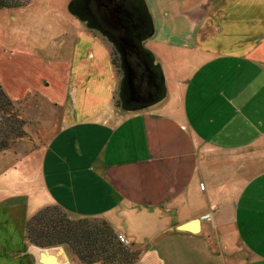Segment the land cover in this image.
<instances>
[{
	"label": "crops",
	"instance_id": "0c3cea01",
	"mask_svg": "<svg viewBox=\"0 0 264 264\" xmlns=\"http://www.w3.org/2000/svg\"><path fill=\"white\" fill-rule=\"evenodd\" d=\"M143 1L163 91L142 109L123 106L111 43L73 11L49 55L0 41V85L27 121L0 156H34L25 210L105 221L139 250L134 264H264V17H251L264 0ZM12 207L0 264H41L24 221L12 250Z\"/></svg>",
	"mask_w": 264,
	"mask_h": 264
},
{
	"label": "rangeland",
	"instance_id": "374dc122",
	"mask_svg": "<svg viewBox=\"0 0 264 264\" xmlns=\"http://www.w3.org/2000/svg\"><path fill=\"white\" fill-rule=\"evenodd\" d=\"M17 1L24 5L0 11V41L4 43L12 42L14 44H19L20 46L25 43L33 48V50L47 52L48 55L53 53V50H57L60 47L59 39L66 38V36H60L62 35L60 30L63 28L67 17L72 15L71 9L73 7L71 5L75 0H32L30 2L31 5L26 4V0ZM262 2L259 3V10L252 9L253 13H251V17H254L255 15L260 18L264 17V3L261 4ZM72 19H74L75 22L77 18L72 15ZM78 19L81 20L80 17H78ZM152 44V42H146L148 48L153 47L154 44ZM205 60L208 62V58L203 61ZM248 79L247 76V80ZM217 85L219 84L217 83ZM227 85H236V82L230 84L228 81ZM209 93L210 95L212 94V92ZM214 94H216V91H214ZM13 106V112H17L20 115L21 111L18 109V106L14 104ZM21 119L27 123L26 120L23 118ZM24 138H27L26 130L21 138L11 143V147L15 146V149H17ZM33 159L34 156L32 154H24L19 158L15 156V153L12 156H4L2 153L0 156V208L5 204L13 206L11 208V216L13 217H10V220L12 221L9 230L11 231L12 236H15L14 245L16 248L12 249L14 251L20 250L18 242L21 241L22 236V232L20 231L22 226L21 223L24 221L27 224V222L42 210L35 209L36 206H34L33 197L28 198L29 206L34 204L32 209L25 210L28 207L25 205L26 202H24V199H27L25 194L29 193L32 189H35V187L30 185V182L28 181H30L31 178L25 177L26 171L23 169L32 166L34 164ZM20 203V209L23 210L21 211V214L22 212L24 214L22 216L19 214L17 215V206L20 205ZM25 211L27 216L25 215ZM121 224L129 227L130 219H128L126 223L122 222ZM7 225H9V223ZM122 245L131 250L135 248H133L130 243ZM61 246L65 247L64 245ZM135 251L139 252L136 248ZM7 254L10 253L0 249L1 260H5L9 263V261L12 260L6 257Z\"/></svg>",
	"mask_w": 264,
	"mask_h": 264
},
{
	"label": "trees",
	"instance_id": "16d2710c",
	"mask_svg": "<svg viewBox=\"0 0 264 264\" xmlns=\"http://www.w3.org/2000/svg\"><path fill=\"white\" fill-rule=\"evenodd\" d=\"M31 1L26 0V4ZM22 5L24 4L17 0H0V10ZM152 33L153 28L148 35ZM114 55H117L115 64L120 68V57L116 51ZM13 104L0 85V153L25 134L27 123L17 112H13ZM26 238L31 244L41 248L64 245L83 264H134L140 257L135 249H128L118 241L117 234L109 223L88 218H71L57 206L41 210L27 223Z\"/></svg>",
	"mask_w": 264,
	"mask_h": 264
},
{
	"label": "water",
	"instance_id": "95a60500",
	"mask_svg": "<svg viewBox=\"0 0 264 264\" xmlns=\"http://www.w3.org/2000/svg\"><path fill=\"white\" fill-rule=\"evenodd\" d=\"M97 1L99 2L98 15L100 18H102L101 21L103 23V26L106 27V28H102V30L106 29L108 31L118 32V34L120 35L118 40V43H120V45L118 46L117 49L121 59V67L124 73L122 89L125 86L126 88H130V90L134 94H136V92L138 91L137 85H146V80H145L146 77H149L151 81H153L152 82L153 84L150 85H155L158 89L156 94H150L149 97L146 99L133 97L132 102H137L136 105H133L132 102L130 104H127L133 110L142 109L146 107L145 106L146 104L155 101V99H157L162 94L163 91L160 83L156 81L154 72L157 66L154 64V57L151 54V52L145 50L143 47V43L145 42V40L151 36V34L148 35L150 30L153 28L151 16L148 13L147 33H142L141 27L135 26V30H136L135 37H132L128 32L129 24L127 20H125V18L123 17L124 15L123 8L126 7L124 0L122 5H120L117 2V0H115L116 2L114 0H97ZM80 18L84 20L82 17ZM84 21H86L87 23L89 22L86 19ZM100 33H102V35L107 37L109 41L113 43V45L117 44L115 40H112L108 36L105 30L100 31ZM143 57H145L146 60H143L142 59ZM120 96L122 98V94ZM122 104L125 107L126 104L124 102ZM199 223H200L199 220H194L190 224L182 225L181 227H179V229L180 230L190 229L194 233L195 231L198 230ZM34 248L39 253V263L41 264H72V262L69 260L67 256L65 249L61 245L56 247H51L48 249L37 247L34 245Z\"/></svg>",
	"mask_w": 264,
	"mask_h": 264
},
{
	"label": "flooded vegetation",
	"instance_id": "af4514ba",
	"mask_svg": "<svg viewBox=\"0 0 264 264\" xmlns=\"http://www.w3.org/2000/svg\"><path fill=\"white\" fill-rule=\"evenodd\" d=\"M115 1V0H114ZM116 2V1H115ZM117 2L122 5L123 0H117ZM125 6L124 9V15L123 17L125 20L128 22V32L132 37H135V26L141 27V32L142 33H147L148 31V26H147V21H148V12L146 9V6L144 4L143 0H124ZM98 1L97 0H75L72 3V11L76 14L77 17H82L84 20H88V24L90 27L101 29L100 31H104L108 34V36L117 42L116 45H113L109 41L107 37H105L112 45L113 49L118 53V46L120 43H118L119 40V34L118 32H113V31H108L106 28L103 26V23L101 21L102 18L99 17L98 15ZM82 20V19H81ZM82 20V21H84ZM98 30V31H99ZM99 31V32H100ZM102 34V33H101ZM104 36V35H103ZM143 60H146L145 57L142 58ZM151 60V58H150ZM121 61V59H120ZM158 69V68H157ZM158 71V70H157ZM156 72V71H155ZM158 73V72H157ZM156 81L159 82L161 75H156ZM146 85H137L138 91L136 94H134L130 88L124 87L123 92H122V98L121 101L122 103L124 102L126 105L130 104L133 101V97H139L140 99H146L149 97L150 94H156L158 89L155 85H150L153 84L151 79L149 77H146ZM149 84V85H148ZM152 91V93H151ZM134 94V95H133Z\"/></svg>",
	"mask_w": 264,
	"mask_h": 264
},
{
	"label": "built area",
	"instance_id": "2783aa9c",
	"mask_svg": "<svg viewBox=\"0 0 264 264\" xmlns=\"http://www.w3.org/2000/svg\"><path fill=\"white\" fill-rule=\"evenodd\" d=\"M118 237V241L121 242L122 244L126 245L129 244V241L127 240V238L121 234L117 235Z\"/></svg>",
	"mask_w": 264,
	"mask_h": 264
}]
</instances>
